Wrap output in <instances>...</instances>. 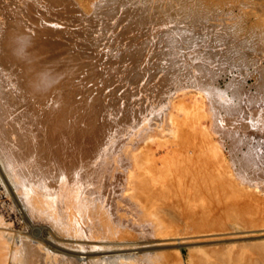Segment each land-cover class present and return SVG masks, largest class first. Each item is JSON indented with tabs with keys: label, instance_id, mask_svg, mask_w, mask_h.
Instances as JSON below:
<instances>
[{
	"label": "rangeland",
	"instance_id": "obj_1",
	"mask_svg": "<svg viewBox=\"0 0 264 264\" xmlns=\"http://www.w3.org/2000/svg\"><path fill=\"white\" fill-rule=\"evenodd\" d=\"M0 10V217L11 233H37L74 264L205 253L264 263V0H0ZM51 92L89 157L60 151L51 124L30 115V96ZM10 146L36 149L26 184L37 211L20 184L3 183ZM87 170L107 176L90 183ZM72 190L86 195L80 206Z\"/></svg>",
	"mask_w": 264,
	"mask_h": 264
},
{
	"label": "bare ground",
	"instance_id": "obj_2",
	"mask_svg": "<svg viewBox=\"0 0 264 264\" xmlns=\"http://www.w3.org/2000/svg\"><path fill=\"white\" fill-rule=\"evenodd\" d=\"M1 11V10H0ZM2 19H0V21H1ZM0 23H2V22H0ZM0 25H2V24H0ZM5 38V37H4ZM2 40V38L0 39V41ZM5 40V39H4ZM6 42V41H5ZM4 42V43H5ZM8 43V42H7ZM7 50H9V49H7ZM10 53V52H9ZM10 80V79H9ZM10 82V81H9ZM12 82V81H11ZM17 83H19V82H17ZM11 84H13V83H11ZM23 84V83H22ZM22 84H20V85H22ZM17 85V84H16ZM12 87H13V85H12ZM15 87V86H14ZM20 87V86H19ZM37 87V86H36ZM50 88V87H49ZM55 88V87H54ZM57 88V87H56ZM22 90V89H21ZM50 91V90H49ZM58 91V90H57ZM56 91V92H57ZM48 92V91H47ZM22 93V92H21ZM49 93V92H48ZM52 93V92H51ZM53 93H55L54 91H53ZM52 93V95H50L51 96V98L49 97V95H47V93L45 94V95H47L48 96V98H50V99H47V98H45V96H44V98L43 97H37L38 99L36 100L35 98H33V97H35L36 96V94L32 97V96H30L29 94H31V93H29L28 94V96H30L31 97V100H32V103H31V106H30V109H29V111H30V115L32 116V117H34V119L36 118L38 121H40L39 122V124H41V123H43V122H49L51 125H49V126H51V130H49L48 129V131H50L49 133H50V142L49 143H52V145H55V146H57L58 147V149L60 150V151H64V150H66L65 152H67L66 154H68V152H72V151H78V152H80V153H83L85 156H87V157H89L90 155V153H92L91 152V150H92V148L90 147V145H89V143H87V142H80V141H77V140H74L73 139V136H75V133L77 132L76 130L78 129V121L75 119L76 118V116H75V114H69V115H74V116H72V117H75V118H72L71 116H69L68 114H67V112H66V110L63 108V99H65V97L61 100V97L59 96V94H53ZM218 93V92H217ZM23 94V93H22ZM32 94H34V93H32ZM39 94V93H38ZM61 94V93H60ZM26 95V94H25ZM42 95V94H41ZM40 94H39V96H41ZM62 95V94H61ZM30 97H28V98H30ZM26 98V97H25ZM27 98V99H28ZM24 99V98H23ZM30 100V99H29ZM26 100H24V102H25ZM29 102V101H28ZM27 103V102H26ZM28 105V104H27ZM68 105V104H67ZM69 105H70V103H69ZM66 107V106H65ZM69 109H70V106L68 107ZM68 109V110H69ZM33 119V120H34ZM36 120V122H38ZM48 124V123H47ZM43 125H44V123H43ZM48 126V127H49ZM43 127V126H42ZM46 127V124H45V126H44V128ZM45 130V129H44ZM45 131H47V129L45 130ZM84 131V130H83ZM46 133V132H45ZM87 134H88V132H87ZM86 135V134H85ZM45 136V135H44ZM83 136V135H82ZM67 137V138H66ZM45 138H47V136L45 137ZM72 139V140H70V143H69V139ZM84 138V137H83ZM48 139V138H47ZM46 139V140H47ZM45 140V141H46ZM81 141H83V140H81ZM88 141V140H87ZM90 141H92V139L90 140ZM90 141H88V142H90ZM44 143H46V142H44ZM47 144V143H46ZM69 144V145H68ZM51 144H49V146H50ZM47 146V145H46ZM72 148H73V150H72ZM75 148V149H74ZM33 149H34V147H33ZM33 149H31V151L32 152H34V153H31L30 154V156H29V158L27 157V156H25L22 152H20L16 147H14V146H10V148H9V150H8V154L5 156V162H6V164L8 165V169L10 170V173H5V176L3 175V177H2V179H3V183H5L6 184V186H7V188L9 189L10 188V185H11V187H12V185L14 186L15 184H14V182L16 183H18V184H20L19 186H22L23 187V189L25 190V192L23 191V190H19V192H20V194H21V191H23L22 192V194L23 193H25V198L31 203L30 205H32V208L34 207V211H35V209H36V211L39 209V207H40V204H38V202L37 201H35V200H38V199H35L34 197L35 196H33L34 194L32 193L31 194V192H32V189L30 190V188H28V186H27V184H26V180H27V178H29V175L28 174H30V173H33L34 171H33V169H35L34 168V166H35V164H34V156L36 155L37 156V154H36V149L35 150H33ZM69 150V151H68ZM32 154H33V157H31L32 156ZM35 154V155H34ZM94 154V153H93ZM166 156V155H165ZM36 158V157H35ZM156 158V157H155ZM153 159H154V157H153ZM167 159V158H166ZM36 160V159H35ZM150 161H152V159H149ZM155 160V159H154ZM88 161V160H87ZM86 161V162H87ZM159 161V160H158ZM73 162H75V161H73ZM76 163V162H75ZM151 163H153V162H151ZM241 163H242V161H241ZM79 164H80V162H79ZM84 164H86V163H84ZM155 165V164H154ZM77 166V165H76ZM157 166V165H156ZM78 167H80V166H78ZM82 167V166H81ZM84 167H88V166H85L84 165ZM83 167V168H84ZM82 168V169H83ZM141 168V167H140ZM146 168V167H145ZM154 168V167H153ZM156 168V167H155ZM147 169V168H146ZM150 169V168H149ZM8 170V171H9ZM86 170V169H85ZM148 170V169H147ZM150 170H152V169H150ZM154 170V169H153ZM152 170V171H153ZM245 170V169H244ZM33 171V172H32ZM84 172V171H83ZM82 171H81V174L83 173ZM143 172V171H142ZM141 172V173H142ZM149 172V171H148ZM85 173H86V176L87 177H85V179L87 178L88 180H89V182L90 183H97V181H99V182H101L103 179H104V177H106L107 176V173L106 172H104V171H100V170H87V172L85 171ZM85 173H83V174H85ZM150 173V172H149ZM34 174V173H33ZM78 174H80L79 172H78ZM76 175V177L77 176H79V175ZM145 176H147L145 173H143ZM246 174H248V172L246 173ZM36 175V174H35ZM133 176V175H132ZM149 176V175H148ZM1 177V176H0ZM35 177V176H34ZM75 177V178H76ZM247 177V176H246ZM32 178V177H31ZM30 178V179H31ZM74 178V186L77 188V190L78 189H82V185L81 184H76V183H80V182H76L75 179ZM78 178V177H77ZM151 178V177H150ZM79 179V178H78ZM86 179V180H87ZM83 180V179H82ZM31 181V180H30ZM29 181V182H30ZM36 181V180H35ZM80 181V180H79ZM132 181V180H131ZM33 182V181H32ZM76 182V183H75ZM147 182V181H146ZM155 182V181H154ZM16 183V184H17ZM83 183H84V181H83ZM86 183V182H85ZM160 183V182H159ZM261 183V182H260ZM32 184V183H31ZM99 184V183H98ZM141 184V183H140ZM133 185H135V184H133ZM31 186V185H30ZM84 186H86V185H84ZM101 186V185H100ZM22 187L20 188V189H22ZM89 187V186H88ZM95 187V186H94ZM158 187V186H157ZM75 188V189H76ZM103 188V187H102ZM161 188V187H160ZM18 189V188H17ZM74 189V188H73ZM74 189V190H75ZM86 189V188H85ZM95 189V191H97V190H99V188L98 187H95L94 188ZM93 189V190H94ZM7 190V189H6ZM10 190V189H9ZM76 190V191H77ZM166 190V189H165ZM15 191H17L18 192V190H16L15 189ZM73 192V190H72V192H70V193H66V194H64V195H66L68 198H69V200L70 199H72V200H75L76 201V203H78V201H80V199L82 198V193L80 194V192L78 193V192ZM85 191V190H84ZM92 191V190H91ZM100 191H101V189H100ZM100 191H97V192H100ZM18 192V193H19ZM94 192V191H93ZM9 193V192H8ZM21 194V195H22ZM92 194V193H91ZM96 194H98V196H99V193H96ZM16 195H17V197L18 196H20V195H18L17 193H16ZM94 195H95V193H94ZM24 196H23V198L22 199H24ZM93 196V195H92ZM22 197V196H21ZM64 197V196H63ZM66 197V198H67ZM84 197V196H83ZM85 197H86V195H85ZM84 197V198H85ZM94 197V196H93ZM20 198V197H19ZM65 198V197H64ZM84 198H82V199H84ZM91 199H93L92 197H90ZM90 198H89V201H90ZM100 198V197H99ZM87 199V198H86ZM95 199V198H94ZM98 199V198H97ZM148 199H149V197H148ZM85 200V199H84ZM101 200V199H100ZM22 201V200H21ZM74 202V201H73ZM96 202H98L97 200H96ZM95 202V203H96ZM101 202V201H100ZM99 202V203H100ZM71 203H72V201H71ZM83 203V202H82ZM95 203H93L94 205H95ZM29 204V203H28ZM73 204H75V202L73 203ZM79 204V203H78ZM89 204V203H88ZM140 204V203H139ZM83 205V204H82ZM86 205H87V202H86ZM91 205V204H90ZM102 205V204H101ZM22 206V205H21ZM20 206V207H21ZM76 206V205H75ZM79 206H80V204H79ZM85 206V205H84ZM77 207V206H76ZM86 207V206H85ZM28 208H29V206H28ZM42 208V207H41ZM75 208V207H74ZM73 208V209H74ZM82 208V207H81ZM91 207H89V210H91L90 209ZM77 208H75V210H76ZM93 209V208H92ZM79 210V209H78ZM78 210H76V211H78ZM81 210V209H80ZM100 210V209H99ZM22 213L25 211V208H21V210H20ZM83 211V210H82ZM84 211H87V210H84ZM94 212V211H93ZM101 212V211H100ZM103 212V211H102ZM80 213V212H79ZM78 213V214H79ZM82 213V212H81ZM84 213V212H83ZM106 214V213H105ZM169 214V213H168ZM80 215V214H79ZM89 215V214H88ZM83 216H85V215H83ZM99 216V215H98ZM93 218V217H92ZM95 218V217H94ZM100 218V217H99ZM84 219V218H83ZM96 220H98V219H96ZM99 221V220H98ZM101 221V220H100ZM26 224H27V221L25 220L24 221ZM93 222V221H92ZM25 223H24V225H25ZM94 223V222H93ZM101 223V222H100ZM9 224L10 223H8V222H6L4 219H3V217L1 218L0 217V264H74L75 263V261H74V258L73 259H71L70 257H68V256H64V255H62L63 253H60L56 248H57V246H55V249L53 248L54 246H53V243L51 242V244H52V246L50 245H48L51 249L49 250V249H45V247L43 246V241L41 240V236L39 237L38 235H37V233H35V231L37 232V231H39V228H35L34 229V233L35 234H31V232H30V234L29 233H27V232H18V233H11L10 232V228H9ZM21 224H23V223H21ZM98 225V224H97ZM42 231V230H41ZM33 232V231H32ZM40 235V234H39ZM43 238V237H42ZM182 239V238H181ZM200 240V239H199ZM45 241H46V239H45ZM178 241V243H179V240H177ZM181 241H183V239L181 240ZM184 241H185V239H184ZM188 241H194V240H188ZM186 242V241H185ZM48 243V242H47ZM49 244V243H48ZM183 244V243H182ZM185 244V243H184ZM44 245H45V242H44ZM47 245V244H46ZM47 246V247H48ZM48 247V248H49ZM243 247V246H242ZM250 247V246H249ZM258 247V246H257ZM240 248V247H239ZM238 249V248H237ZM236 249V250H237ZM239 250V249H238ZM248 250V249H247ZM252 250H254L253 248L252 249H250V251H248L249 252V255L251 254H253V253H250V252H252ZM260 250V251H259ZM232 251H235V250H232ZM262 250H261V248H259L258 249V252H261ZM106 252H109V251H104V252H102V253H104V256L106 257L107 256V253ZM204 252V251H203ZM248 252H246V253H244V257H246L245 255L247 254L248 255ZM255 252H256V250H255ZM254 252V253H255ZM257 252V253H258ZM264 252V251H263ZM213 253V252H212ZM212 253H208V255H210V254H212ZM224 253V252H223ZM237 253H239V251L237 252ZM203 254V253H202ZM216 253H214V255H215ZM222 254V253H221ZM228 254V256H229V253H227ZM258 254H260V253H258ZM103 255V254H102ZM110 255V253L108 254V256ZM213 255V256H214ZM217 255H219V254H217ZM225 255V254H224ZM231 255L233 256L234 254H232L231 253ZM240 255V254H239ZM254 255V257L256 256H258L257 254H253ZM260 255H263V257H261V258H264V253L262 254H260ZM200 256H202V255H200ZM199 256V257H200ZM212 256V255H211ZM212 256V257H213ZM221 256V255H220ZM198 257V261L196 260L197 258H193V260L195 259V261L197 262H192L193 264L195 263V264H213V261H212V258L209 260V258L210 257H207L206 256V253H205V256L203 255V257H201V258H199ZM216 257H218V256H216ZM225 257V256H224ZM234 257V256H233ZM248 257H250V256H248ZM259 257V256H258ZM223 258V257H222ZM222 258H221V262L223 261V260H225V259H223L222 260ZM236 258V257H235ZM237 258L239 259L240 258V260H241V262H239V260H237L238 261V264H240V263H242V259H243V257H239V256H237ZM247 258V257H246ZM245 258V259H246ZM253 258V257H252ZM252 258H251V260L250 261H252ZM214 259H216V261L219 263V261L217 260V258H215L214 257ZM229 259V258H228ZM244 259V260H245ZM192 260V261H193ZM231 260V259H230ZM229 260V261H230ZM257 259H254V263H256L255 261H256ZM226 261V260H225ZM224 261V262H225ZM228 261V262H229ZM233 261L234 262H232V260H231V262H232V264L234 263V264H237V262H236V259H233ZM245 261H248V260H245ZM245 261H243V263L242 264H244L245 263ZM250 261H249V263H250ZM259 261H261L260 259L257 261V263H259ZM216 262V263H217ZM231 262L229 263V264H231ZM262 262V261H261ZM76 263H77V261H76ZM226 263V262H225ZM246 263H248V262H246ZM248 263V264H249ZM253 263V262H252ZM253 263V264H254ZM228 264V263H227ZM251 264V263H250ZM261 264V263H260ZM264 264V263H263Z\"/></svg>",
	"mask_w": 264,
	"mask_h": 264
}]
</instances>
